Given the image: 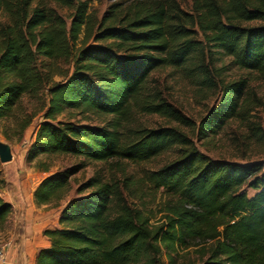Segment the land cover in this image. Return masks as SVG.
Returning a JSON list of instances; mask_svg holds the SVG:
<instances>
[{"label": "trees", "instance_id": "trees-1", "mask_svg": "<svg viewBox=\"0 0 264 264\" xmlns=\"http://www.w3.org/2000/svg\"><path fill=\"white\" fill-rule=\"evenodd\" d=\"M58 8L70 12L67 20ZM222 56L264 81V0H191L190 12L175 0H123L100 19L90 13L89 0H0V121L14 116L22 98L37 99L47 88L26 159L82 158L39 182L36 206L58 207L85 162L117 166L174 154L143 176L167 196L161 221L151 225L148 214L125 200L120 184L96 173L61 206L60 227L42 231L49 245L37 251L34 264H162V252L177 248L192 250L195 260L186 264H264V161L213 160L178 128L132 125L135 115H157L204 141L239 120L264 144L249 118V80H222L223 67H216ZM59 60L71 61L70 73L57 71ZM162 68L219 94L197 125L147 87L150 74ZM55 75L63 81L54 82ZM68 111L109 119L98 126L57 121ZM30 122L31 116L15 120L18 137ZM4 185L0 172V190ZM12 210L0 196V229Z\"/></svg>", "mask_w": 264, "mask_h": 264}, {"label": "rangeland", "instance_id": "rangeland-1", "mask_svg": "<svg viewBox=\"0 0 264 264\" xmlns=\"http://www.w3.org/2000/svg\"><path fill=\"white\" fill-rule=\"evenodd\" d=\"M123 0H89L90 13L100 19L107 8L113 3ZM179 7L190 12L191 0H175ZM57 12L66 20L70 12L66 9H57ZM259 23H249L248 26ZM200 39V37H199ZM89 44H93L91 41ZM80 44L76 45V48ZM58 72L68 74L72 70L71 61L59 60L55 63ZM216 67L222 68L221 79L224 81L247 78L248 88L251 93L253 111L249 118L257 123L264 133V81L254 72H246L237 69L231 64L227 56L220 57ZM53 81L62 82V76L55 75ZM147 87L159 93L169 104L178 109L186 118L196 125L206 115L208 110L214 107L219 99L216 91L199 90L191 81L185 78L180 71L171 68H162L152 72L148 78ZM47 104V88H44L37 99L24 97L14 111V116L7 120L0 121V143L9 146L12 159L8 163H0L1 177L5 181L4 187L0 190V196L12 207L6 224L0 229V244L7 242L17 246L18 239L27 238L38 241L41 239L42 231L45 229H57L58 211L68 199L76 197V188L87 179L98 173L104 176L106 181L118 183L122 187L125 200L148 214L150 224L155 225L161 221L163 203L167 196L162 190H155L145 183L143 176L147 171L156 170L174 158L173 152H168L145 163L122 162L115 166L113 163L85 162L86 166L77 174L72 176L71 191L58 207L52 205L36 206L32 201V194L39 182L48 174L63 171L73 165L82 162V158L70 155L40 156L37 160L28 161L26 151L32 144L38 124L42 120V114ZM31 116L29 126L20 137L15 132V120ZM109 117L82 114L68 111L60 115L57 121H72L88 125H102ZM133 126H142L149 129L159 127L178 128L185 132L194 142L197 149L213 160H226L239 164H247L256 161H264V144H258L251 138L248 122L231 120L215 137L204 141H197L193 129L181 127L174 122L157 115H135L132 120ZM36 162L47 167V172L37 168ZM42 167V166H41ZM249 195L253 192L246 190ZM28 206L33 210H39L47 215L44 221L36 227L35 219L25 220L24 212ZM42 206H45L42 208ZM26 224V225H25ZM26 226V233H25ZM24 233V235H23ZM42 244V243H40ZM191 249L177 248L172 254L164 251L160 255L162 264H186L194 261L195 257Z\"/></svg>", "mask_w": 264, "mask_h": 264}, {"label": "crops", "instance_id": "crops-1", "mask_svg": "<svg viewBox=\"0 0 264 264\" xmlns=\"http://www.w3.org/2000/svg\"><path fill=\"white\" fill-rule=\"evenodd\" d=\"M33 201V196H32ZM45 206H42L44 208ZM33 207L28 206V208L24 212L25 220L35 219L37 221V226H42L40 223L45 220L47 217L46 214L41 213L39 210H33ZM59 215V211L58 214ZM26 225V224H25ZM26 226H25V233H26ZM28 237V236H27ZM25 236L21 248L19 249L18 246L7 242L5 245V263L4 264H34L35 263V256L39 249L46 248L49 245L48 239L42 237L38 241L33 239L27 238ZM42 243V244H40ZM0 246H2L0 244Z\"/></svg>", "mask_w": 264, "mask_h": 264}, {"label": "water", "instance_id": "water-1", "mask_svg": "<svg viewBox=\"0 0 264 264\" xmlns=\"http://www.w3.org/2000/svg\"><path fill=\"white\" fill-rule=\"evenodd\" d=\"M11 159L12 155L9 146L4 143H0V163H8L11 161Z\"/></svg>", "mask_w": 264, "mask_h": 264}, {"label": "built area", "instance_id": "built-area-1", "mask_svg": "<svg viewBox=\"0 0 264 264\" xmlns=\"http://www.w3.org/2000/svg\"><path fill=\"white\" fill-rule=\"evenodd\" d=\"M5 263V245L0 246V264Z\"/></svg>", "mask_w": 264, "mask_h": 264}]
</instances>
